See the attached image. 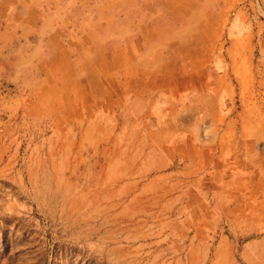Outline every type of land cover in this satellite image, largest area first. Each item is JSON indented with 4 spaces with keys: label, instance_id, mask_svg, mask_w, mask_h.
<instances>
[{
    "label": "rangeland",
    "instance_id": "374dc122",
    "mask_svg": "<svg viewBox=\"0 0 264 264\" xmlns=\"http://www.w3.org/2000/svg\"><path fill=\"white\" fill-rule=\"evenodd\" d=\"M0 264H264V0H0Z\"/></svg>",
    "mask_w": 264,
    "mask_h": 264
}]
</instances>
